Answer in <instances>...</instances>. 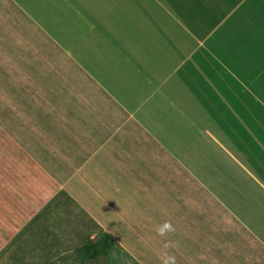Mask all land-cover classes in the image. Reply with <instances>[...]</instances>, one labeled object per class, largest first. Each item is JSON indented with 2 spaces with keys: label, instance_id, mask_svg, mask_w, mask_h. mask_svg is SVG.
Listing matches in <instances>:
<instances>
[{
  "label": "crops",
  "instance_id": "crops-1",
  "mask_svg": "<svg viewBox=\"0 0 264 264\" xmlns=\"http://www.w3.org/2000/svg\"><path fill=\"white\" fill-rule=\"evenodd\" d=\"M76 15L74 34L90 41L57 38ZM180 58L201 64L221 93L249 96L258 128L221 157L211 186H180L181 197L161 122ZM0 81L11 95L0 120L13 128L0 137V251L61 191L111 232L116 218L129 221L116 208L131 191L152 190L138 225L123 226L139 264H163L166 253L175 264H264V0H0ZM165 222L174 231L162 236Z\"/></svg>",
  "mask_w": 264,
  "mask_h": 264
},
{
  "label": "rangeland",
  "instance_id": "rangeland-1",
  "mask_svg": "<svg viewBox=\"0 0 264 264\" xmlns=\"http://www.w3.org/2000/svg\"><path fill=\"white\" fill-rule=\"evenodd\" d=\"M97 17L104 19L106 16L100 14ZM66 20L71 23L69 28L53 32L57 38L58 36L63 38V35L67 40L78 36V40L82 42L90 41L87 35H81L80 32L74 34L77 30H73V22L79 20L77 15L76 19L74 16H67ZM88 35L95 37L93 32H89ZM77 49L85 53L82 46ZM93 49L97 50V47L94 46ZM172 64L175 68L178 66L180 74L175 83L178 84V93L163 95L161 122L164 135L173 134V137H168L165 144L179 156L174 186H179L178 194L181 197L185 191L180 186H203L205 182L211 186L210 183L216 181L221 157L234 156L238 142L252 140L258 128L250 124L251 111L246 109L249 108V105H246L249 103V96L230 94L229 90L226 94L223 91L221 93L219 80L206 77L201 64H191L194 65L193 70L186 67L181 58ZM187 69L186 74L183 71ZM26 82L25 79L19 81L20 90L27 87ZM1 83L0 81V85ZM36 91L38 92L37 89ZM36 97L39 99L43 95L39 94ZM10 98V94L0 93V116L3 118L9 114L6 109ZM156 102H158L156 105H159L158 96ZM1 103L5 104L4 108ZM167 105L172 107L165 110ZM8 122L9 120L5 122L0 120V137L12 134V126L5 124ZM14 130L17 131L18 127H14ZM139 194H141L139 191H131V204L125 208L115 207L125 213L122 217L129 220V224L119 222V218H116L115 224L111 225V232L107 230L108 223L93 221L84 215L71 197L67 194L61 195L59 207L57 203L53 204L54 209L51 208L52 205L48 207L45 214L36 217L28 228L20 232L18 237L8 247L6 246L7 248L5 247L6 249L0 251V264H139L123 249L122 238L123 226L138 225L134 220L140 211L145 213L143 200L155 197L152 190H148L147 197ZM95 209L99 213L101 211L106 213L108 208ZM98 212L96 213L99 215ZM89 214L92 215L90 212ZM93 217L98 220V217ZM101 228L109 231L111 235L108 253L98 239ZM83 244H87L86 248L81 252L77 251L76 248ZM95 247H98V251L93 252Z\"/></svg>",
  "mask_w": 264,
  "mask_h": 264
},
{
  "label": "trees",
  "instance_id": "trees-1",
  "mask_svg": "<svg viewBox=\"0 0 264 264\" xmlns=\"http://www.w3.org/2000/svg\"><path fill=\"white\" fill-rule=\"evenodd\" d=\"M63 194H67L65 191H61L60 193H58V195L52 200V202H50V203H48L47 204V206L49 207V205L51 206V205H53L54 203H55V201L57 200V199H59L60 197H61V195H63ZM68 195V194H67ZM58 197V198H57ZM47 206L45 207L46 208V210H47ZM100 236L98 237V239H99V241H100V243L103 245V247L105 248V252H107L108 253V246H109V239L111 238V235H110V233L108 232V231H106V230H103L102 228H101V230H100ZM91 243L93 244V240H91ZM86 245L87 244H83L82 246H78L77 248H76V250L77 251H80L81 252V250H84L85 248H86ZM94 245V244H93ZM96 245V244H95ZM96 251H98V247H95L94 249H93V252H96Z\"/></svg>",
  "mask_w": 264,
  "mask_h": 264
},
{
  "label": "clouds",
  "instance_id": "clouds-1",
  "mask_svg": "<svg viewBox=\"0 0 264 264\" xmlns=\"http://www.w3.org/2000/svg\"><path fill=\"white\" fill-rule=\"evenodd\" d=\"M174 228L173 226L170 224V222H165L160 228H159V234L160 235H165L168 232H173ZM165 248L169 247L168 243H165ZM163 264H175V257L172 255H168L167 253L164 256L163 259Z\"/></svg>",
  "mask_w": 264,
  "mask_h": 264
}]
</instances>
